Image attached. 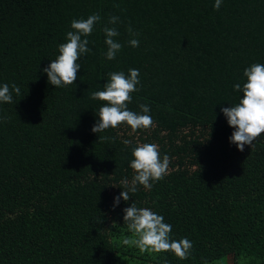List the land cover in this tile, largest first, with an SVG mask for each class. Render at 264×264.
Listing matches in <instances>:
<instances>
[{"label":"trees","instance_id":"16d2710c","mask_svg":"<svg viewBox=\"0 0 264 264\" xmlns=\"http://www.w3.org/2000/svg\"><path fill=\"white\" fill-rule=\"evenodd\" d=\"M214 4L0 0V86L21 89L13 103H0V264H264V134L239 151L221 111L242 98L234 85L246 82L244 70L264 64V0ZM94 13L102 19L75 83L56 88L43 68L71 22ZM112 15L123 47L108 60L103 28ZM129 69L139 70L140 83L128 108L139 113L147 104L153 126L92 132L105 102L91 93L104 90L108 73ZM138 143L157 144L169 173L113 207L121 180L133 176ZM132 202L162 215L172 239H189L191 256L122 245L130 235L123 209Z\"/></svg>","mask_w":264,"mask_h":264},{"label":"clouds","instance_id":"9594fccd","mask_svg":"<svg viewBox=\"0 0 264 264\" xmlns=\"http://www.w3.org/2000/svg\"><path fill=\"white\" fill-rule=\"evenodd\" d=\"M221 4L222 0H215L214 8L219 10ZM101 19L99 13H94L86 19H74L71 22L72 31L67 33L66 42L58 46L59 54L43 68L49 84L56 88H66L75 83L82 66L78 61L82 54L91 51L87 37L92 34L95 25ZM119 20L118 16L112 15L103 28L107 45L104 55L108 60L115 59L123 47L115 39L120 35L118 28L115 27ZM128 32L132 37L138 35L131 26L128 27ZM128 44L131 47H138L139 40L131 38ZM243 75L246 82L243 85L240 83L234 85L236 91L243 93L242 98L235 105L221 109L229 126L234 129L229 137L230 143L235 144L241 152L244 151L245 145H250L251 149H254V141L264 134V64H252L244 70ZM107 76L104 90L91 93V99L105 102L96 111L98 119L92 127V132L100 134L109 128H119L122 124L130 126L131 133L150 129L154 121L148 114L150 108L147 104H139L141 110L139 113L128 108L133 99L132 93L139 90L137 88L140 83L139 70L129 69L127 75L123 71H115L108 73ZM14 94L21 95L20 87L15 83L11 86L4 83L0 86V103H13ZM107 139L108 137L99 136V140ZM123 143L127 146L131 145L132 141L125 139ZM132 157L130 167L133 176L131 180L127 178L121 180L120 187L123 191L114 198L113 207L119 205L121 198L125 202L129 201L130 197L137 193L139 186L151 189L154 182L163 180L169 173L170 157L164 154L161 159L159 146L155 143H138L132 149ZM123 212V221L130 235L121 237L122 245L135 247L141 254L147 253L153 257L165 252L173 253L180 260H186L191 256L192 242L187 238L172 239L170 236L172 226L164 222L162 215L147 207H137L135 202L125 207ZM204 264H208V261L205 260Z\"/></svg>","mask_w":264,"mask_h":264},{"label":"rangeland","instance_id":"374dc122","mask_svg":"<svg viewBox=\"0 0 264 264\" xmlns=\"http://www.w3.org/2000/svg\"><path fill=\"white\" fill-rule=\"evenodd\" d=\"M229 264H231V260L229 259Z\"/></svg>","mask_w":264,"mask_h":264}]
</instances>
